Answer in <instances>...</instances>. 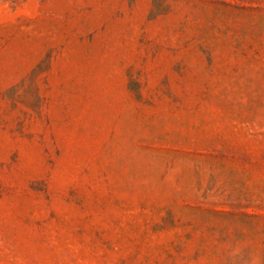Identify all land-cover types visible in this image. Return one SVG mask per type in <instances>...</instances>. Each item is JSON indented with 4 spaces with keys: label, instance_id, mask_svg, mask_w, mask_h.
<instances>
[{
    "label": "rangeland",
    "instance_id": "obj_1",
    "mask_svg": "<svg viewBox=\"0 0 264 264\" xmlns=\"http://www.w3.org/2000/svg\"><path fill=\"white\" fill-rule=\"evenodd\" d=\"M0 264H264V0H0Z\"/></svg>",
    "mask_w": 264,
    "mask_h": 264
}]
</instances>
